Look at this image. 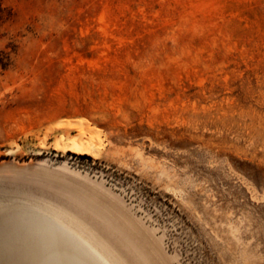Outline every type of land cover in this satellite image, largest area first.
<instances>
[{
    "label": "rangeland",
    "instance_id": "rangeland-1",
    "mask_svg": "<svg viewBox=\"0 0 264 264\" xmlns=\"http://www.w3.org/2000/svg\"><path fill=\"white\" fill-rule=\"evenodd\" d=\"M25 207L116 264H264V0H0V219ZM58 246L34 264H94Z\"/></svg>",
    "mask_w": 264,
    "mask_h": 264
},
{
    "label": "water",
    "instance_id": "water-1",
    "mask_svg": "<svg viewBox=\"0 0 264 264\" xmlns=\"http://www.w3.org/2000/svg\"><path fill=\"white\" fill-rule=\"evenodd\" d=\"M55 230L50 218L39 210L12 209L0 219V264H34L46 250H52V256L57 257L56 251L61 249L58 244L72 246L75 251L76 247L64 235H48H54ZM53 238L58 241L55 245H51Z\"/></svg>",
    "mask_w": 264,
    "mask_h": 264
},
{
    "label": "bare ground",
    "instance_id": "bare-ground-1",
    "mask_svg": "<svg viewBox=\"0 0 264 264\" xmlns=\"http://www.w3.org/2000/svg\"><path fill=\"white\" fill-rule=\"evenodd\" d=\"M75 125V124H74ZM83 127V126H82ZM69 150H71V151H73V152H76V153H87L88 152V148L79 140L78 142L77 141H74L72 144H70L69 145ZM18 205V204H17ZM18 206H20V205H18ZM19 210V209H18ZM5 213V212H4ZM44 213V212H43ZM46 214V213H45ZM49 215V214H48ZM55 217V216H54ZM56 219H57V217H56ZM49 220V219H48ZM50 220H52V218H50ZM53 221H54V218H53ZM52 222V221H51ZM59 223V222H58ZM60 224H61V221H60ZM60 224H57L56 223V230L55 231H57L56 233H54V238H55V236H57V235H55V234H62V235H64L65 237H67L68 239H70L75 245H77V247L81 250V251H83V253H85V255H86V257H88L94 264H116V262L114 261V259H113V257L111 258L109 255H111V254H107L106 252L104 253L101 249H98L94 244H91V243H89V241H87V240H85L86 239V237H85V239L84 238H82L81 236H79V235H73L72 233H70V232H72V231H69L67 228H65L64 226H62V225H60ZM55 228V227H54ZM74 229V228H73ZM77 231V230H76ZM79 231V230H78ZM80 233V232H79ZM81 234V233H80ZM53 234H51V236H52ZM50 236V235H49ZM89 239V238H88ZM90 240V239H89ZM95 240V239H94ZM54 241H55V239H54ZM53 241V242H54ZM58 242V241H57ZM51 244H53V243H51ZM58 246V245H57ZM98 246V245H97ZM65 247V246H64ZM72 247V246H71ZM76 247V248H77ZM77 248V249H78ZM62 249V248H61ZM60 249V250H61ZM70 249V248H69ZM74 250V249H73ZM72 250V251H73ZM52 251V250H51ZM69 251V250H68ZM71 251V250H70ZM71 251V252H72ZM76 251H78V250H76ZM80 251V252H81ZM47 252V251H46ZM49 252V251H48ZM58 252V251H57ZM60 252V251H59ZM79 252V253H80ZM73 253V252H72ZM47 254V253H46ZM48 255V254H47ZM46 255V256H47ZM60 255V254H59ZM70 255H71V253H70ZM77 255V254H76ZM40 256H41V254H40ZM78 256V255H77ZM77 256H75V257H77ZM80 256V255H79ZM82 256V255H81ZM80 256V257H81ZM43 257V256H42ZM53 257V256H52ZM58 257H60V256H58ZM83 257V256H82ZM81 257V258H82ZM66 258H68V257H66ZM78 258V257H77ZM76 258V259H77ZM80 258V259H81ZM40 259H41V257H40ZM46 259H47V257H46ZM54 259V261H52V262H55V260L56 261H58L57 260V258L55 259V258H53ZM85 259V258H84ZM87 259V258H86ZM85 259V260H86ZM50 260V259H49ZM71 260V259H70ZM40 261V260H39ZM67 261V260H66ZM74 261V260H73ZM83 261V259L81 260V262ZM87 261L88 260H86V263H87ZM84 262V261H83ZM76 263V262H75ZM89 263V262H88ZM87 263V264H88ZM53 264H56V263H53ZM58 264H59V262H58ZM74 264V263H73ZM79 264V263H78ZM92 264V263H91Z\"/></svg>",
    "mask_w": 264,
    "mask_h": 264
}]
</instances>
